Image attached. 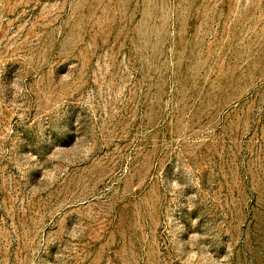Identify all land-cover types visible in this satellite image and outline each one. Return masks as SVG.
I'll return each mask as SVG.
<instances>
[{
    "label": "rangeland",
    "instance_id": "rangeland-1",
    "mask_svg": "<svg viewBox=\"0 0 264 264\" xmlns=\"http://www.w3.org/2000/svg\"><path fill=\"white\" fill-rule=\"evenodd\" d=\"M0 264H264V0H0Z\"/></svg>",
    "mask_w": 264,
    "mask_h": 264
}]
</instances>
